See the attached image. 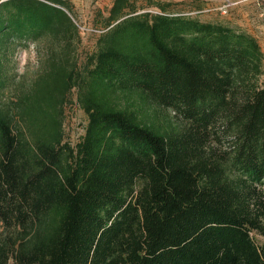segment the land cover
Returning a JSON list of instances; mask_svg holds the SVG:
<instances>
[{
    "label": "trees",
    "instance_id": "16d2710c",
    "mask_svg": "<svg viewBox=\"0 0 264 264\" xmlns=\"http://www.w3.org/2000/svg\"><path fill=\"white\" fill-rule=\"evenodd\" d=\"M153 6L112 0L77 66L68 1L0 0V264H264L260 48ZM44 36L62 49L7 98L11 53Z\"/></svg>",
    "mask_w": 264,
    "mask_h": 264
},
{
    "label": "rangeland",
    "instance_id": "374dc122",
    "mask_svg": "<svg viewBox=\"0 0 264 264\" xmlns=\"http://www.w3.org/2000/svg\"><path fill=\"white\" fill-rule=\"evenodd\" d=\"M70 8L67 15L75 24L76 33L70 37L69 55L81 66L85 57L95 48V37L100 31L102 18L112 0H66ZM156 2H166L171 12L196 18L199 21L221 23L236 31L251 35L262 53L261 75L258 82L264 85V0H136L139 12H156ZM62 39L44 36L26 47H16L10 55L14 73L12 85L6 97L14 100L20 84L21 89L37 77L41 63L50 51L62 49ZM76 91L71 89L62 104L61 127L63 139L70 144L78 140L85 124V114L76 100ZM258 244L264 242L259 235H252Z\"/></svg>",
    "mask_w": 264,
    "mask_h": 264
}]
</instances>
